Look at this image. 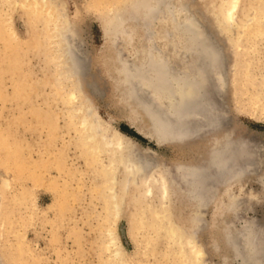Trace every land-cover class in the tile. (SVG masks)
Masks as SVG:
<instances>
[{"label":"rangeland","instance_id":"rangeland-1","mask_svg":"<svg viewBox=\"0 0 264 264\" xmlns=\"http://www.w3.org/2000/svg\"><path fill=\"white\" fill-rule=\"evenodd\" d=\"M132 1L31 0V9L23 0H0V264H185L187 258L191 264H239L226 229L235 233L249 218L264 226V1L240 0L234 17L227 19L219 13L221 0H176L188 4L221 46L224 82L216 84L214 71L204 85L225 116L217 128L161 145L150 138L149 118L129 97L119 66L125 55L137 58V48L144 55L143 31L137 26L132 36L106 33L113 15L129 9ZM68 25L87 66L80 83L66 80L82 88L70 107L52 61L59 46L56 28ZM172 56L176 66L192 67V57ZM80 106L94 110L99 122L121 133L145 161L160 165L154 168L161 177L173 175L176 164L205 161L213 142L228 132L257 150L261 162L253 165L255 171L221 186L203 208L176 186L170 188L167 210L144 207L146 201L135 196L136 185L130 184L126 203L110 210L113 215L104 205L108 183L81 141V114L71 117ZM141 175L131 181L141 182ZM230 195L234 209L227 207ZM197 216L203 224L195 221ZM174 230L184 243L173 242ZM117 248L120 259L113 256Z\"/></svg>","mask_w":264,"mask_h":264},{"label":"bare ground","instance_id":"bare-ground-1","mask_svg":"<svg viewBox=\"0 0 264 264\" xmlns=\"http://www.w3.org/2000/svg\"><path fill=\"white\" fill-rule=\"evenodd\" d=\"M23 1L25 6L31 9L34 7L31 0ZM263 1L261 0V3ZM239 2L240 0H221L219 13L223 18L234 17ZM128 6L129 9L124 8L121 12H116L114 9L113 12L116 13L113 15L111 29L110 26L107 27L106 33L110 34V31L116 36L118 34L121 36V33L132 36L133 28L137 26L141 27L143 31L144 55L140 56L139 49L133 47L136 49L134 53L138 54L137 58L130 59L129 54L125 55L127 56L125 58L120 57L119 66L123 73V82L127 84L129 97L136 101V109L141 108L149 118L152 129L150 138L158 145L182 142L197 133L200 134L204 128L205 130L212 129L221 125V118L225 116L224 111L219 108L221 112H218L220 105L210 101L204 84L207 75L209 73L213 75L215 71L217 75L214 74L213 78L219 87L222 86V82H224L222 63L224 54H222L221 46L214 43L205 32L206 27L200 19L183 1L177 3L176 0H135ZM135 9L141 13L134 14ZM248 26L250 29V24ZM69 27V25L63 29L59 27L61 30L56 28V43L59 46L54 50L52 61L58 71L56 82L59 87L63 86V97L65 103L70 107L79 100L77 98L82 88L75 82V85L71 82L74 86L70 87L66 82L75 78L80 83V76L85 73L87 66L82 53H79L80 49L78 50L76 45L71 42L73 38H71L72 32L69 31ZM259 33L258 36L261 38ZM247 34L249 35V33ZM251 35L253 34L251 33ZM159 39L162 40V44L159 43ZM174 53L179 60L192 57V63L189 62L192 67L176 66L174 58H172ZM63 80H65V84L62 83ZM131 106L132 104H130ZM82 107L74 108L71 117L81 114L78 124L81 128V141L85 144L86 150L91 155L93 154V157L95 156V168L103 182L108 183L106 190L108 200L104 202L108 211L120 210L121 206L126 203L124 195L129 193L130 184L136 185L135 196L146 201L147 205L142 204L143 201L141 202L144 207L167 210L166 202L170 198V188L176 186L200 209L215 198V193L221 186L241 179L247 172L255 171L257 167L253 165L261 162L256 157L257 150L248 149L244 145L245 142L235 141L232 139L231 133L228 132L222 140L213 142L205 161L199 162V164H176L173 175L170 171L161 177L155 171L158 165L155 167L153 164L156 163L151 165L149 161L146 160V162V158L143 159V156L139 154L141 152L135 149L132 144H128L121 133L111 132L95 117L94 110L93 112L86 111V108ZM139 173L144 176V178L139 177L141 180L143 179L142 183L139 180L131 181L134 179V174ZM122 176L125 178L124 184L121 186L118 183ZM261 181L264 182V176ZM232 197L231 201H227L228 206H226L229 209L236 208ZM111 213L113 214V212ZM200 216L195 217V221L203 224ZM231 229L230 226L226 229V241L233 248L235 257L239 259V264H264V226H256L249 218V221L242 222L235 233H232ZM182 236L177 230H174L170 237L173 238V242H175L174 239H178L176 241L184 243L180 240ZM187 241H191V239L189 238ZM197 253L198 251H196V255H198ZM120 255L122 254L117 248L113 256L115 259H120ZM187 260L189 262L185 264H191L192 260L190 258Z\"/></svg>","mask_w":264,"mask_h":264}]
</instances>
